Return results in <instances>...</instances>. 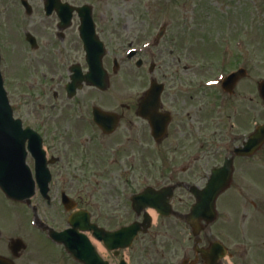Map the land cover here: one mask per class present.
<instances>
[{"label": "flooded vegetation", "instance_id": "1", "mask_svg": "<svg viewBox=\"0 0 264 264\" xmlns=\"http://www.w3.org/2000/svg\"><path fill=\"white\" fill-rule=\"evenodd\" d=\"M102 2L0 0L2 70L10 103L23 126L43 139L26 140L27 165L34 177L52 178L50 198L38 192L31 206L7 201L31 209L44 240L58 249L59 264L84 263L53 242L45 226L70 229L74 215L85 219L84 234L100 257L95 262L91 257L92 264H264V184L253 173L255 165L264 168V146L252 156L236 153L254 127L253 78L247 61L252 51L249 9L243 24H234L237 27L216 42L213 68L218 66L220 72L200 75V62L188 48L183 52L163 44L166 38L173 39L170 23L162 40L149 41L153 30L141 27L149 23L146 17L156 12L154 8H117L138 17L143 38L131 42L138 71L126 84L125 61L108 53L102 59L107 81L93 85L87 81L93 73L80 36L81 19L71 6H92L94 19L115 14L116 10L100 8ZM67 16L71 23L64 28ZM101 30L97 29L104 41L106 31ZM121 33L117 25L109 35L111 44L118 39L113 54ZM240 67L246 70L245 77L234 89L223 86L224 77ZM126 85L134 87L132 92L125 93ZM153 124L165 126L164 137L156 140ZM40 141L43 157L37 152ZM158 151L165 162L154 168L151 157ZM229 160L232 184L214 200V193L203 191L212 171ZM200 162L205 168L195 170ZM168 186H175L171 196L146 207L134 205V197L147 188L159 191ZM194 189L202 193L200 197ZM206 201L211 209L201 210L191 226L186 216ZM136 223L140 232L128 247L110 249L117 242H106L95 233ZM71 235L86 247L83 238ZM24 238L0 225V264H27L23 260L28 245L23 249L18 242Z\"/></svg>", "mask_w": 264, "mask_h": 264}, {"label": "rangeland", "instance_id": "2", "mask_svg": "<svg viewBox=\"0 0 264 264\" xmlns=\"http://www.w3.org/2000/svg\"><path fill=\"white\" fill-rule=\"evenodd\" d=\"M82 2L85 1H80V3ZM147 4L149 8H154L156 12L153 11L150 17H146L149 23L144 24L141 29L149 26V29L154 31L160 26L170 23L173 27L169 28V33L173 39L171 37L166 38L163 44L173 47L175 50L178 49V51L183 50V52L187 51L186 49L188 48L189 55L195 56L196 60L200 62V68L197 71L200 75H213L218 71V66L216 68L212 66V62L217 59L219 50L216 42L225 34L231 33L237 25L243 24V21L247 19V9H251L254 12L251 28L252 51L249 54L247 53V61L250 62V69H252L253 73V90L252 94H250L253 100L251 102L252 111L250 116L252 124L264 121V106L259 99L256 86V82L260 77H264V52L255 51L257 47L259 49L264 48V45H256L264 42V26L260 27L264 23V0H251V2L250 0H104V2L99 4L100 8L111 9V11L116 10L115 14L105 13L104 16L99 15V17L95 18L99 31L101 29L106 31L105 34L108 37H103L107 43L108 50L113 51V46L118 42V39H114L111 44L109 38V35H112L117 25L123 31L121 33L122 36L119 37L122 38L119 44L123 45V47L121 45L119 47L121 49L120 54L124 55L125 58H127L126 53L130 48L129 46L132 45L131 42L137 43V41H142L141 39L143 38V34L137 29L139 24V22L136 23L138 21L137 15L127 11H119L117 8L142 9ZM234 24L237 25L235 26ZM108 31H110V34ZM237 31L239 32L240 29H237ZM3 34H8L5 29ZM10 35L14 36V33ZM176 36H178V40H175ZM135 69V65L125 67L126 84L132 83L131 76H134L138 71ZM126 86L129 88H125V93L132 92L134 87L131 85ZM235 101L239 102V98L235 99ZM160 153L162 154L163 152H155L151 157L155 159L151 161L154 168L164 166L165 160ZM201 164V162L196 164L195 170L204 169V164ZM213 164L214 161H210L209 168ZM255 166L253 173L259 175L264 184V168L262 169L261 165ZM254 184L256 183L254 182ZM31 213L32 211L25 206H18L8 202L0 193V225L2 229L9 234L14 233L15 235L25 236L24 239L28 243V251L23 261H26L27 264H59L58 249L48 244L44 237L31 227Z\"/></svg>", "mask_w": 264, "mask_h": 264}, {"label": "water", "instance_id": "3", "mask_svg": "<svg viewBox=\"0 0 264 264\" xmlns=\"http://www.w3.org/2000/svg\"><path fill=\"white\" fill-rule=\"evenodd\" d=\"M87 21L88 24H84L86 28L82 27V31L90 29L91 17H87ZM29 136V133L23 130L21 123L13 118L0 71V186L9 198L17 201L28 200L29 202V199L35 193L34 181L30 172L25 167L24 160V140ZM250 140L245 149L246 153H254L264 143V126L258 128ZM230 179L231 166L215 171L209 183L210 190H207L219 194L229 185ZM201 194L199 193V196ZM198 209L200 210V205L195 207L194 216L197 215ZM138 231L139 228L136 225L129 230L124 229L116 233H109V235L102 234L101 238L109 241H120L126 237L131 240ZM66 234L67 232L54 233L53 237L66 241L68 239ZM75 253L83 261H86L88 255L85 252L80 251Z\"/></svg>", "mask_w": 264, "mask_h": 264}, {"label": "bare ground", "instance_id": "4", "mask_svg": "<svg viewBox=\"0 0 264 264\" xmlns=\"http://www.w3.org/2000/svg\"><path fill=\"white\" fill-rule=\"evenodd\" d=\"M153 213V212H152ZM154 214V213H153Z\"/></svg>", "mask_w": 264, "mask_h": 264}]
</instances>
